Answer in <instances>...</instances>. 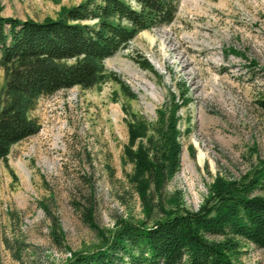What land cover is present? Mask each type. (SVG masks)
<instances>
[{"label":"rangeland","instance_id":"rangeland-1","mask_svg":"<svg viewBox=\"0 0 264 264\" xmlns=\"http://www.w3.org/2000/svg\"><path fill=\"white\" fill-rule=\"evenodd\" d=\"M82 1L0 0V16L41 21ZM3 83L0 68V108ZM262 96L264 0H178L173 21L139 31L90 88L28 111L37 133L0 159V264H65L121 221L196 210L217 179L264 160ZM139 150L177 165L139 169L129 154ZM238 242L234 264H264V249Z\"/></svg>","mask_w":264,"mask_h":264},{"label":"trees","instance_id":"trees-1","mask_svg":"<svg viewBox=\"0 0 264 264\" xmlns=\"http://www.w3.org/2000/svg\"><path fill=\"white\" fill-rule=\"evenodd\" d=\"M177 1L83 0L41 21L0 16V159L37 133L28 111L40 96L90 88L103 61L139 31L171 23ZM257 104L264 112V96ZM130 134L134 138L132 128ZM129 154L151 173L177 165L162 152L151 162L141 150ZM263 191L264 160L237 179H217L196 210L172 208L150 224L121 221L109 239L65 264H234L238 239L264 249ZM84 215L88 222L89 207Z\"/></svg>","mask_w":264,"mask_h":264},{"label":"bare ground","instance_id":"bare-ground-1","mask_svg":"<svg viewBox=\"0 0 264 264\" xmlns=\"http://www.w3.org/2000/svg\"><path fill=\"white\" fill-rule=\"evenodd\" d=\"M204 156H205V154L203 152L199 151L197 154V160L201 163L202 160L204 159Z\"/></svg>","mask_w":264,"mask_h":264}]
</instances>
